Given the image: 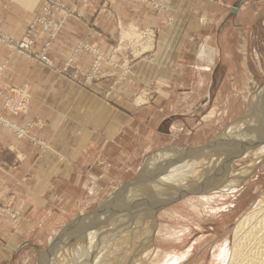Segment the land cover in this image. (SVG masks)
Listing matches in <instances>:
<instances>
[{"label": "rangeland", "instance_id": "1", "mask_svg": "<svg viewBox=\"0 0 264 264\" xmlns=\"http://www.w3.org/2000/svg\"><path fill=\"white\" fill-rule=\"evenodd\" d=\"M79 1L40 0L24 34L16 39L0 29V42L49 70L57 82L67 78L84 89L97 87L94 83L102 82V87L96 88L100 98L115 109H127L131 114L136 108L170 102L167 101L170 93L197 91L202 87L199 79L214 77L205 88L206 92L208 88L205 101L208 111L195 123L201 131L207 129L205 133L211 137L206 140L196 135L193 140L185 139L184 146L183 139L179 144L172 142L145 157L128 155L124 170L115 165L110 173L112 179L99 181L97 194L84 192L66 198L64 208L68 218L64 223L57 219L56 227L46 229L40 224L44 221L41 213H36L34 219L40 225L36 230L43 233L35 235L36 240H41L40 249L28 245L0 264H42L43 261V264H228L237 222L258 202L264 204V113L263 117L262 112L255 116L257 106H264V0H178L172 4L168 0H136L145 3L156 16H162L160 29L138 27L128 34L120 33L112 51L89 39H78L69 58L60 64L50 54L51 41L76 16ZM115 1L118 0H102L100 10H113ZM42 28L48 31L49 39L40 45L38 33ZM81 52H87L92 59L83 75L71 71ZM43 56L54 65L45 62ZM4 71L5 65L0 64V127L27 146L18 153L12 145L0 151V156L9 160L8 165L0 161V181L4 183L0 188L2 234L8 231L11 221H27L30 217V213L13 209L11 205L8 179L11 169L23 162L25 155L40 159L57 154L55 146L40 135L46 124L39 113L27 117L32 103L31 87L2 84ZM89 102L84 100L83 108L87 104L92 107L93 101ZM85 112L83 124L87 128L98 120L97 116L85 115ZM237 131V136H245L242 141L252 140L250 134L258 137L252 142L237 141L232 146ZM97 133L107 134L98 130ZM117 134L115 128L111 137ZM215 142L219 144L215 146ZM130 143L134 146L132 153L140 150V140L134 134ZM248 144H252L251 148L238 158ZM180 151L184 153L178 158L176 154ZM117 155L116 151V158ZM233 157L236 158L233 160ZM212 161L215 162L211 164ZM199 163L202 165L197 166ZM211 172L215 176H208ZM183 177L186 180L179 183ZM209 180L213 181L209 188L185 195ZM134 182L136 187L140 184L141 187L135 189L132 185L128 194L114 199L111 208L97 213L106 215L102 221L95 214L77 225V218L89 215L117 194L124 193ZM205 185L199 188L202 190ZM144 201L163 204L151 207ZM117 212L125 220L128 216L133 218L131 231H120L122 234L112 238L114 241L120 236L130 237L126 242L131 241V246L124 242L122 249L106 243L108 232H113L112 228L121 219L114 216ZM71 223L77 225L76 231L62 235L54 252L49 254L53 241ZM106 224L112 228L106 230L105 236ZM96 244L98 254L91 251ZM68 247H73L75 252L71 250L66 259L59 258Z\"/></svg>", "mask_w": 264, "mask_h": 264}, {"label": "crops", "instance_id": "2", "mask_svg": "<svg viewBox=\"0 0 264 264\" xmlns=\"http://www.w3.org/2000/svg\"><path fill=\"white\" fill-rule=\"evenodd\" d=\"M62 1L71 3L74 0ZM168 1L171 4L178 2ZM101 2H78L76 16L70 18L51 41L49 51L58 63L63 64L69 58L78 39H89L106 51H112L120 33L128 34L138 27L163 26L162 16H156L145 3L118 0L114 2L113 10H100ZM39 4L40 0H0V29L7 35L20 38ZM48 39V31L42 28L38 33V43L43 45ZM91 62V56L81 52L71 71L83 75L89 70ZM0 64L5 65L2 84H28L31 87L32 103L27 117L39 113L40 119L46 124L40 135L54 145L57 152L40 159L25 155V160L11 169L8 175L11 205L13 209L30 213V217L27 221H11L8 231L3 234L0 232V261L12 259L19 249L28 245L39 250L41 240H36L35 235L43 233L36 230L40 225L34 219L35 214L41 213L44 221L40 224H44L46 229L56 227L57 219L64 223L68 218L64 208L66 198L83 195L84 192L97 194L99 181L112 179L110 173L115 165L124 170V160L128 155L145 157L172 142L179 144L182 139L193 140L196 135H202L206 140L211 137V134L205 133L207 129L201 131L195 123L208 111L205 109L208 88L207 92L205 88L214 77L199 79L198 83L202 87L197 91L189 89L187 92L170 93L167 100L170 102L155 107L136 108L131 114L127 109H115L100 98L96 88H101L102 82L94 83L97 87L91 89L81 88L67 78L57 82L49 70L41 68L34 60L17 54L1 42ZM84 100L93 101L92 107H87V104V109L83 108ZM84 110L85 115L97 116L98 120L87 125V128L83 124ZM115 128L118 134L111 137ZM97 130L107 134H98ZM83 132L88 134L84 136ZM132 134L140 140V150L133 153L134 146L130 143ZM10 145L15 147L16 153L27 146L0 127V151ZM0 161L8 165L9 160L0 156ZM3 185V181H0V188ZM17 227H21V230L18 231Z\"/></svg>", "mask_w": 264, "mask_h": 264}, {"label": "bare ground", "instance_id": "3", "mask_svg": "<svg viewBox=\"0 0 264 264\" xmlns=\"http://www.w3.org/2000/svg\"><path fill=\"white\" fill-rule=\"evenodd\" d=\"M263 88H264V86H263ZM264 91V90H263ZM259 96V95H258ZM260 97V96H259ZM258 97V98H259ZM252 99H254V98H252ZM255 99H257V97H255ZM254 99V100H255ZM260 99V98H259ZM251 101L252 102V107H254L253 106V102H254V104L256 103V101ZM259 101V100H258ZM257 101V103L259 104L260 102H258ZM257 106V105H256ZM261 104H259L257 107H258V109H255L256 110V113L255 112H252V113H255L256 115L255 116H259V113L260 112H262L260 115L262 116V114L264 113V106L262 105L261 107ZM256 107V108H257ZM252 109V108H251ZM254 110V111H255ZM253 111V110H252ZM251 115H253L254 116V114H251ZM252 116V117H253ZM264 116V115H263ZM262 116V117H263ZM251 117V116H250ZM261 117V118H262ZM264 118V117H263ZM240 126V125H239ZM238 126V127H239ZM239 133H238V131L236 132V133H234V136L233 137H235V139H236V142L235 143H233L232 144V146H234V145H236L237 144V141H241V142H252V141H254V138H257L258 136H256V135H251L250 134V136H251V138H252V140L251 139H247L246 141H242L243 140V138L245 137L244 135H239V136H237ZM249 136V134H247V136L246 137H248ZM243 137V138H242ZM226 139H230V137L229 138H226ZM226 139H224V140H226ZM219 141V140H218ZM217 141V142H218ZM219 143H220V141H219ZM219 143H216L215 142V146H217ZM243 145V144H242ZM215 146H213V147H215ZM206 148H208V147H206ZM262 150H264V147L262 148ZM181 151H183V150H181ZM181 151L180 152H178L177 154H176V157H181L182 156V154L184 153V152H182L181 153ZM199 152L200 151H203V149H201V150H198ZM209 153V152H208ZM210 154V153H209ZM171 156H174V155H171ZM212 156V155H211ZM208 159L210 160V159H212V158H209L208 157ZM222 161V160H221ZM215 161H212V162H210L211 164L212 163H214ZM221 163V162H220ZM197 165V164H196ZM202 165V163H199V165H197V166H201ZM192 166V165H191ZM190 166V168H193V167H191ZM197 166H196V168H197ZM195 167V166H194ZM153 168L154 167H152V170H153ZM150 169V168H149ZM187 169H189V168H187ZM145 172V171H144ZM147 172H149V171H147ZM183 172V171H182ZM195 172V171H194ZM194 172H192V173H194ZM146 173V172H145ZM185 176H187V175H185ZM181 180V181H180ZM179 180V183L180 182H182L183 180H186V179H184V177H183V179H180ZM217 183V182H216ZM204 184V183H203ZM203 184H201L200 186H202ZM137 185V184H136ZM136 185H135V187H136ZM139 186V185H138ZM200 186H198L197 188H194V189H192V190H190V191H188V193H186L185 195H187V194H189V193H198V192H201V191H203L204 189H207V188H209L210 186H207V187H204L202 190L199 188ZM134 187V188H135ZM140 187H141V184H140ZM140 187H136L135 189H137V188H140ZM198 190V191H197ZM182 196H184V194L182 195ZM144 202H146V204H148V205H150L151 207H157V206H159V205H162L163 203H161V204H156V203H151V202H149V201H144ZM136 203V202H135ZM117 206V205H116ZM121 206V205H120ZM133 208H135V207H133ZM97 216L98 215H100V214H96ZM108 215H109V213H108ZM107 215V216H108ZM106 216V215H105ZM105 216H98L97 217V220L99 221V220H101L102 221V219H103V217H105ZM111 216V215H110ZM114 216H116V218L118 219V218H121V217H119V214H118V212L116 213V215H114ZM96 217V216H95ZM110 219H111V217H110ZM114 219H115V217H114ZM117 219H116V221H117ZM105 220H106V218H105ZM109 220V219H108ZM107 220V221H108ZM120 220H123V222H120ZM100 222V221H99ZM112 222V221H111ZM111 222H110V225H112L111 224ZM120 224H119V223ZM117 223L119 224H115L116 226V228H112V227H110V225H108V224H106L105 226H104V235L106 236V234H107V232L109 231V229L110 228H112V229H114V230H112L113 232H108V235L106 236V237H108L107 239V244L109 245V244H111V245H114V247L116 246V247H120L121 249L123 248L122 246L123 245H125V243L126 244H128L129 246H131V241L130 242H126V238H127V241H129L130 239H128V238H130V237H127V235L126 236H124V237H122L121 238V236H120V238H118V239H116V240H114V241H112V238H114V235H118L119 233L120 234H122L120 231H125V233H127L126 231H128V230H130L131 231V228L133 227V218H131V216H128V219H124V218H121V219H119V221H118ZM101 224V223H100ZM103 224V223H102ZM104 225V224H103ZM103 225H100V226H103ZM76 224H74V223H71L69 226H67L66 228H64V231H63V233H61V235L59 236V237H57L54 241H53V243H52V245H51V247H50V250H49V254H52L53 252H54V248H55V246L58 244V242H60V237L63 235H65V234H69V233H71V232H74V231H76ZM135 226V225H134ZM143 228V227H142ZM106 230H108V231H106ZM119 234V235H120ZM117 237H119V236H117ZM132 238V237H131ZM125 242V243H124ZM96 243V242H95ZM93 244L94 243H91V245H92V247H93ZM85 245H88V244H85ZM79 247H81V246H79ZM88 247V246H87ZM89 247H91V246H89ZM88 247V249H90ZM95 248H92L93 250H91L92 252L94 251L96 254H98L99 252H98V250H99V248H98V246H97V244H96V246H94ZM130 248V247H129ZM81 249H83V247L81 248ZM73 251L74 249H73V247H68V248H66V249H64V251H63V254L62 255H60V257L59 258H61V256H62V258L61 259H66L65 257H67L68 256V253L70 252V251ZM60 252V251H59ZM73 252H75V251H73ZM88 253V252H87ZM86 253V251L83 253V254H87ZM130 256V255H129ZM43 263H44V261H43ZM42 263V264H43ZM228 264H264V204L260 201V202H258V204L255 206V208H253L251 211H249L246 215H244L238 222H237V224H236V226H235V230H234V236H233V240H232V248H231V252H230V258H229V262H227ZM61 264H64V262H61ZM80 264H85V263H80ZM88 264V263H87ZM91 264H93V263H91ZM106 264V263H105Z\"/></svg>", "mask_w": 264, "mask_h": 264}, {"label": "water", "instance_id": "4", "mask_svg": "<svg viewBox=\"0 0 264 264\" xmlns=\"http://www.w3.org/2000/svg\"><path fill=\"white\" fill-rule=\"evenodd\" d=\"M251 146H252V144H248V146L246 147L245 151L242 152V153H240V154L238 155V158H240V157H242L243 155H245V154L248 152V150L251 148ZM248 147H249V148H248ZM234 158H236V157H233L232 159L234 160ZM232 159H231V160H232ZM233 160H232V161H233ZM232 161H230V163H231ZM169 163H170L171 165H174V164H175V162H169ZM229 167H230V165L225 166L224 170L228 169ZM146 171H149V169H147ZM215 174H216V173L211 172V173H208V176L213 177V176H215ZM135 183H136V182H134L133 184L129 185L128 188H127V190H126L124 193L117 194L116 197H114V198H113L112 200H110V201L105 202L102 206H100L97 210L93 211V212L90 213L89 215L86 214V215H84V216L82 215L81 217L77 218V219H76V222L78 223L77 225L79 226L80 223H81V221H84L88 216L95 215V214H97L98 212H100L101 210H104L105 208H108V209L111 208V205L115 202L114 199L119 198V197H122V196L128 194V192H129L131 186H132V185H135ZM206 183H207V184H206L207 186H211V185L213 184V181H210V180H209V181H207ZM204 185H205V183H204ZM206 185H205V187H207Z\"/></svg>", "mask_w": 264, "mask_h": 264}, {"label": "built area", "instance_id": "5", "mask_svg": "<svg viewBox=\"0 0 264 264\" xmlns=\"http://www.w3.org/2000/svg\"><path fill=\"white\" fill-rule=\"evenodd\" d=\"M43 60L47 63H49L50 65H54L53 62H51L47 57L43 56Z\"/></svg>", "mask_w": 264, "mask_h": 264}]
</instances>
